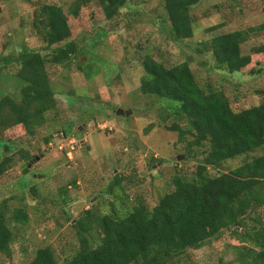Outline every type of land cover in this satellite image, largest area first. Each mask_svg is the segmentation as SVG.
<instances>
[{"label": "rangeland", "instance_id": "obj_1", "mask_svg": "<svg viewBox=\"0 0 264 264\" xmlns=\"http://www.w3.org/2000/svg\"><path fill=\"white\" fill-rule=\"evenodd\" d=\"M45 2L63 8L72 28L67 40L76 43V53L66 66L47 67L57 107L46 114V122L32 136L7 131L8 150L0 144V156H16L0 175V203L13 234V252L0 253V264H27L44 246L54 248L58 264H64L79 246L72 219L92 205L101 207L98 198L119 172L125 175L124 191L131 198L141 195L152 207L177 170L195 171L199 158L184 150L192 137L179 141L178 131L170 129L174 123L188 129V119L171 113L168 100L139 89L146 54L168 65L188 61L199 85L222 91L235 110L264 101V52L251 53L259 73L231 74L213 68L210 52L199 51L201 42L216 34L264 26V0H199L191 9L193 36L180 40L172 38L160 0H129L112 19L105 18L96 0H78V17L70 11L75 0H0V62L7 63L0 94L19 96L15 55L25 48L49 53L55 46H45L32 27L34 10ZM259 45H264V27L250 31L241 49L250 53ZM117 108L131 112L116 115ZM20 148L38 160L26 165ZM17 208L24 209L26 221L14 218ZM93 237L95 245L97 231ZM237 244L225 231L182 255L178 264H239L232 247Z\"/></svg>", "mask_w": 264, "mask_h": 264}, {"label": "trees", "instance_id": "obj_2", "mask_svg": "<svg viewBox=\"0 0 264 264\" xmlns=\"http://www.w3.org/2000/svg\"><path fill=\"white\" fill-rule=\"evenodd\" d=\"M96 1L105 18L112 19L129 0ZM198 2L160 0L173 39L193 36L191 9ZM70 11L78 17V0ZM32 27L45 46H55L49 53L25 48L13 57L18 66L13 76L19 82V96L0 94V144L6 150L10 143L4 139L7 131L19 129L32 136L46 122V114L56 109L47 67L66 66L76 53V43L67 40L72 34L71 24L59 4L41 3L34 10ZM260 27L264 26L216 34L201 42L199 51L210 52L215 69L231 74L246 69L259 73L261 68L253 64L251 53L264 52V45L253 47L250 53H243L241 45L250 31ZM5 65L0 62V74ZM140 65L141 93L168 100L171 113L188 119V129L177 123L170 129L178 131L179 141L188 134L192 137L185 155L198 157L199 162L195 171L179 169L170 176L167 190L152 207L139 194L131 198L124 191V173L115 174L107 192L98 198L101 207L92 205L72 219L79 246L63 263L178 264L182 255L227 231L239 241L232 245L239 264H264V101L235 110L222 91L205 90L199 85L188 61L168 65L146 54ZM257 150L262 151L251 155ZM34 156L25 148L19 149L23 161ZM238 159L240 162L234 165ZM15 160L10 153L0 156V175ZM15 213L17 221H26L23 208ZM94 231L99 235L95 245ZM12 241L0 203V253L10 256ZM27 264H58V256L51 246L40 247Z\"/></svg>", "mask_w": 264, "mask_h": 264}, {"label": "water", "instance_id": "obj_3", "mask_svg": "<svg viewBox=\"0 0 264 264\" xmlns=\"http://www.w3.org/2000/svg\"><path fill=\"white\" fill-rule=\"evenodd\" d=\"M130 112H131V109H128V108H117L115 110L116 115L128 116ZM38 158H39V156H34L33 158L28 160V163L26 165L30 166L35 160H38ZM24 165H25V163L21 164V167L23 168V173H25Z\"/></svg>", "mask_w": 264, "mask_h": 264}, {"label": "built area", "instance_id": "obj_4", "mask_svg": "<svg viewBox=\"0 0 264 264\" xmlns=\"http://www.w3.org/2000/svg\"><path fill=\"white\" fill-rule=\"evenodd\" d=\"M72 148V147H71Z\"/></svg>", "mask_w": 264, "mask_h": 264}, {"label": "flooded vegetation", "instance_id": "obj_5", "mask_svg": "<svg viewBox=\"0 0 264 264\" xmlns=\"http://www.w3.org/2000/svg\"><path fill=\"white\" fill-rule=\"evenodd\" d=\"M28 163V162H27Z\"/></svg>", "mask_w": 264, "mask_h": 264}]
</instances>
